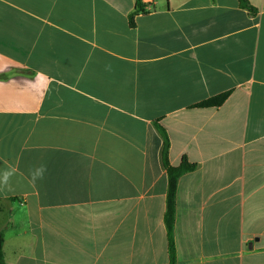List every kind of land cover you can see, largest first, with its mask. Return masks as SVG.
I'll list each match as a JSON object with an SVG mask.
<instances>
[{
  "label": "crops",
  "instance_id": "crops-1",
  "mask_svg": "<svg viewBox=\"0 0 264 264\" xmlns=\"http://www.w3.org/2000/svg\"><path fill=\"white\" fill-rule=\"evenodd\" d=\"M141 1L0 0L6 264H169L155 121L176 264H264V0Z\"/></svg>",
  "mask_w": 264,
  "mask_h": 264
},
{
  "label": "trees",
  "instance_id": "trees-1",
  "mask_svg": "<svg viewBox=\"0 0 264 264\" xmlns=\"http://www.w3.org/2000/svg\"><path fill=\"white\" fill-rule=\"evenodd\" d=\"M239 6L243 9L248 10L251 13L255 12V8L251 5L249 0H237ZM145 8L141 0H136L135 11L131 14V24H133V17L138 13H145ZM230 92H225L223 94L217 95L213 98L205 100L198 103L195 107L199 108H210V107H220L229 97ZM155 128L162 139L161 148V163L163 168L167 172L168 176V190L166 197V211L164 215V221L167 230L168 238V252H169V264L177 263V253L174 238V226L176 217V193L179 178L189 172H193L197 169L198 165L196 163L190 162L186 157H183L178 166H173L169 161V150H170V140L165 128L159 124L158 121L154 123ZM5 238L3 232L0 231V264H6L5 252H4Z\"/></svg>",
  "mask_w": 264,
  "mask_h": 264
},
{
  "label": "clouds",
  "instance_id": "clouds-1",
  "mask_svg": "<svg viewBox=\"0 0 264 264\" xmlns=\"http://www.w3.org/2000/svg\"><path fill=\"white\" fill-rule=\"evenodd\" d=\"M44 168L41 167L39 169H37L33 174H32V180L33 182L38 179V178H42L43 177V172H44Z\"/></svg>",
  "mask_w": 264,
  "mask_h": 264
}]
</instances>
